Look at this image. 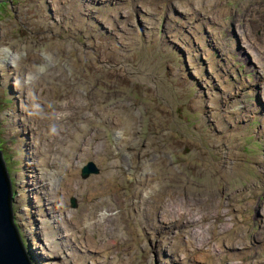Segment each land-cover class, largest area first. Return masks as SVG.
Returning a JSON list of instances; mask_svg holds the SVG:
<instances>
[{
    "label": "rangeland",
    "instance_id": "obj_1",
    "mask_svg": "<svg viewBox=\"0 0 264 264\" xmlns=\"http://www.w3.org/2000/svg\"><path fill=\"white\" fill-rule=\"evenodd\" d=\"M202 2L1 3V148L33 264H264V0Z\"/></svg>",
    "mask_w": 264,
    "mask_h": 264
},
{
    "label": "water",
    "instance_id": "obj_2",
    "mask_svg": "<svg viewBox=\"0 0 264 264\" xmlns=\"http://www.w3.org/2000/svg\"><path fill=\"white\" fill-rule=\"evenodd\" d=\"M2 1L0 0V4ZM99 173L100 168L91 161L82 169L81 177L87 179L92 174ZM13 200V181L4 151L1 149L0 137V264H33L15 222ZM71 203L74 209L78 208V203L74 198Z\"/></svg>",
    "mask_w": 264,
    "mask_h": 264
},
{
    "label": "bare ground",
    "instance_id": "obj_3",
    "mask_svg": "<svg viewBox=\"0 0 264 264\" xmlns=\"http://www.w3.org/2000/svg\"><path fill=\"white\" fill-rule=\"evenodd\" d=\"M73 1V0H72ZM203 2H204V0H202ZM213 1V0H212ZM3 2V1H2ZM69 2V1H68ZM77 2V1H76ZM198 2V1H197ZM202 2V3H203ZM89 3H91V2H89ZM208 3V2H207ZM216 3V2H215ZM116 4H117V2H116ZM209 4V3H208ZM213 4H214V2H213ZM212 4V5H213ZM1 5V4H0ZM60 5V4H59ZM82 5V4H81ZM91 5V4H90ZM199 5V4H198ZM203 5V4H202ZM206 5V4H205ZM215 5V4H214ZM63 6H64V4H63ZM62 6V7H63ZM77 6V5H76ZM79 6V5H78ZM204 6V5H203ZM65 7V6H64ZM208 8L210 7V6H207ZM70 8V7H69ZM77 8V7H76ZM79 8V7H78ZM85 8V7H84ZM84 8H83V10H84ZM201 8V7H200ZM206 8V7H205ZM211 8H212V6H211ZM211 8H209V9H211ZM82 9V8H81ZM208 9V10H209ZM79 10V9H78ZM83 10H81V11H83ZM95 10V9H94ZM120 11V10H119ZM216 11V10H215ZM218 11H219V9H218ZM87 12V11H86ZM99 12H102V11H99ZM222 12V11H221ZM226 12V11H225ZM79 13H84V12H79ZM88 13V12H87ZM86 13V14H87ZM107 13V12H106ZM212 13V12H211ZM217 13V12H216ZM109 14V13H108ZM218 14V13H217ZM89 15V14H88ZM84 16V15H83ZM92 17H93V14H92ZM86 18V17H85ZM106 18V17H105ZM108 18V17H107ZM110 18V17H109ZM112 18V17H111ZM89 19H91V18H89ZM97 19V18H96ZM100 19H102V18H100ZM104 19V18H103ZM102 19V20H103ZM115 19V18H114ZM215 19V18H214ZM214 19H212V20H214ZM216 20V19H215ZM218 20V19H217ZM87 21H90V20H87ZM93 21V20H92ZM97 21V20H96ZM176 21V20H175ZM174 21V22H175ZM104 22V21H103ZM107 22H109V21H107ZM85 23V22H84ZM91 23V22H90ZM100 23V22H99ZM114 23H115V20H114ZM120 23H123V20H122V22H120ZM189 23H191V22H189ZM88 24V23H87ZM106 24H108V23H106ZM110 24V23H109ZM117 24V23H116ZM93 25V24H92ZM95 25V24H94ZM104 25V24H103ZM112 25V24H111ZM126 25V24H125ZM89 26V25H88ZM97 26H98V24H97ZM114 27H115V25H113ZM123 26V25H122ZM104 27V26H103ZM117 27V26H116ZM119 27V26H118ZM117 27V28H118ZM84 28H85V26H84ZM88 28V27H87ZM116 28V29H117ZM95 29H96V27H95ZM110 29H112V27L110 28ZM124 29V28H123ZM85 30H86V28H85ZM88 30V29H87ZM93 30V29H92ZM97 30V29H96ZM122 30V29H121ZM82 31V30H81ZM80 31V32H81ZM111 31V30H110ZM84 32V31H83ZM95 32V31H94ZM97 32V31H96ZM115 32H116V30H115ZM125 32H126V30H125ZM82 33V32H81ZM94 34V33H93ZM115 34V33H114ZM95 36V35H94ZM98 37V36H97ZM99 38V37H98ZM91 39V38H90ZM127 39H128V37H127ZM92 40V39H91ZM204 57V56H203ZM205 58V57H204ZM26 66V65H25ZM24 66V67H25ZM11 67V66H10ZM26 68V67H25ZM51 68V67H50ZM29 69V68H28ZM28 69H24V68H22V72H24L25 73V75H26V79H22V80H25V81H23V84L22 85H24L26 88H27V92H29V94H31L32 96H34L33 94H32V92H31V90H32V85H33V83L34 82H36V80H37V76H36V73H34L32 70L31 71H28ZM52 70H54L53 69V67L51 68ZM50 69V70H51ZM180 70H181V68H180ZM53 72V71H52ZM180 72V71H179ZM179 74H181V73H179ZM23 75V74H22ZM185 76H186V74H184ZM194 76V75H193ZM20 77V76H19ZM21 78V77H20ZM11 81H13V80H11ZM16 82V81H15ZM21 82V81H20ZM192 82V81H191ZM89 83V82H88ZM194 83H196V82H194ZM90 84V83H89ZM89 84H88V86H89ZM187 84H189V83H187ZM186 84V85H187ZM12 86H13V88L16 90V91H18L19 92V90H21V89H19L18 88V86L16 85V83H14L13 84V82H12V84H11ZM15 85V86H14ZM159 85V84H158ZM184 85V84H183ZM193 85V84H192ZM193 86H195V85H193ZM20 87H22L21 86V84H20ZM91 87V86H90ZM89 87V88H90ZM160 87V86H159ZM192 87V86H191ZM35 88V87H34ZM161 89V88H160ZM165 89V88H164ZM188 89H192V88H188ZM195 89V88H194ZM198 89V88H197ZM185 90V89H184ZM193 90V89H192ZM186 91H187V89H186ZM188 91H191V90H188ZM195 91H197V90H195ZM164 92V91H163ZM180 92V91H179ZM182 92V91H181ZM18 94V93H17ZM19 94H22L23 95V101H22V104H24V105H27L28 107H31V106H33V101L31 100L32 99V97H31V99H30V95L28 94V93H26V91L23 89V90H21V92H19ZM25 94H27V97H26V95ZM189 94V93H188ZM187 94V95H188ZM191 95L192 94H194V92L192 93H190ZM202 94V93H201ZM181 96V95H180ZM198 96V95H197ZM8 98L10 97V96H7ZM16 97V96H15ZM19 97V96H18ZM17 97V98H18ZM192 97V96H191ZM21 98V100H22V96L20 97ZM187 98V97H186ZM194 98V97H193ZM6 99V98H5ZM185 99V98H184ZM191 99V98H190ZM12 100V99H11ZM187 100H189V98L187 99ZM198 100V99H197ZM35 101V100H34ZM85 101V100H84ZM87 101V100H86ZM91 101V100H90ZM93 101V100H92ZM9 102H10V100H9ZM20 102V101H19ZM97 102V101H96ZM184 102V101H183ZM187 102H189V101H187ZM186 102V103H187ZM194 102V101H193ZM192 102V103H193ZM196 102V101H195ZM247 102V101H246ZM36 102H34V104H35ZM10 104V103H9ZM97 104V103H96ZM182 104V103H181ZM185 104V103H184ZM190 104V103H189ZM16 105V104H15ZM245 105H247V104H245ZM19 106V105H18ZM11 107V106H10ZM20 107V106H19ZM18 107V108H19ZM243 107V106H242ZM3 108V107H2ZM21 109H22V111L23 110H25L24 109V107H20ZM247 108V107H246ZM4 109V108H3ZM9 109V108H8ZM34 109V108H33ZM36 109V108H35ZM5 110V109H4ZM30 110V109H29ZM246 110V109H245ZM28 111V110H27ZM8 112H10V111H8ZM31 112V111H30ZM245 112V111H244ZM10 114V113H9ZM17 114V113H16ZM15 114V115H16ZM22 114V113H21ZM244 114V113H243ZM24 115V117L26 118V120L27 121H30V123L31 122H33L34 121V119H35V124L37 125V121H36V114L35 115H33V114H31V113H25V114H23ZM19 116V115H18ZM196 116V115H195ZM22 117V116H21ZM129 118H130V115H129ZM12 119V118H11ZM131 119V118H130ZM140 119V118H139ZM202 120V119H201ZM11 121V120H10ZM9 121V122H10ZM20 121V120H19ZM24 121V120H23ZM127 121H129L128 119H127ZM132 121V120H131ZM130 121V122H131ZM197 121H199V120H197ZM8 122V123H9ZM41 122V121H40ZM11 123H13L14 125H16V121H15V119H14V121H11ZM7 124V123H6ZM12 124V125H13ZM203 124H204V122H203ZM23 125V124H22ZM19 127V126H18ZM36 127V126H35ZM35 127H31V129H30V131H31V133H34L35 134V132H34V130L35 129H37V128H35ZM39 127H41V126H39ZM38 127V128H39ZM9 128V127H8ZM3 132V131H2ZM11 132V131H10ZM18 132V131H17ZM26 132H28V131H26ZM17 134V133H16ZM19 134V133H18ZM24 135H26V133L24 134ZM33 135V134H32ZM36 135V134H35ZM7 136V135H6ZM34 136V135H33ZM123 136V135H122ZM12 137V136H11ZM20 137V136H19ZM26 137H27V135H26ZM15 138V137H14ZM16 138H18V137H16ZM23 138V137H22ZM44 139V138H43ZM14 140V139H13ZM23 140V139H22ZM27 140V139H26ZM28 140H32V138L31 139H28ZM123 140H124V138H123ZM8 141V140H7ZM11 141V140H10ZM16 141V140H15ZM24 141V140H23ZM34 141H35V144L34 145H36V147H39L40 148V144H41V142H37V140H36V138L34 139ZM28 142V141H27ZM31 142V141H30ZM28 143V148H32V146H33V142L32 143ZM44 142V141H43ZM13 143V142H12ZM21 143V142H20ZM24 143V142H23ZM17 144V143H16ZM25 144V143H24ZM46 144H47V141H46ZM18 145V144H17ZM42 145V144H41ZM25 146H26V144H25ZM12 147H14V146H12ZM22 147V146H21ZM27 147V146H26ZM23 148V147H22ZM42 148V147H41ZM41 148H40V150H41ZM2 149V148H1ZM16 149V148H15ZM20 150V149H19ZM28 150V149H27ZM16 151V150H15ZM42 151H44V150H42ZM20 152V151H19ZM15 153V152H14ZM43 153V152H42ZM8 154V153H7ZM19 154V153H18ZM22 154H24V153H22ZM13 155V153L11 154V156ZM38 155V154H37ZM41 155V154H40ZM10 156V155H9ZM10 156V157H11ZM16 156V155H15ZM18 156V155H17ZM16 156V157H17ZM79 156H80V154H79ZM27 157H28V159H29V163H27L28 162V159L27 158H25L26 160L23 162V168L24 169H22V172H21V174L22 175H25L27 172V170H26V167L27 166H29L28 168H30L31 169V171H29L30 172V175H29V177L28 178H30V182H29V186H31L33 189H32V191L34 190V191H37V193L38 192H42V193H48V186H45V183L44 182H47L46 181V176H47V172H44V170L46 171V169H40V166H41V161H40V159H39V161L40 162H38V163H35V162H33V157H32V153H28V155H27ZM41 157V156H40ZM14 158V157H13ZM46 158V157H45ZM15 159H17V158H15ZM52 159V158H51ZM56 159V158H55ZM11 161V160H10ZM13 161V160H12ZM22 161V160H21ZM38 161V160H37ZM15 162V161H14ZM13 162V163H14ZM51 162V161H50ZM58 162V161H57ZM91 162V161H90ZM12 163V162H11ZM17 163V162H16ZM22 163V162H21ZM53 163V162H52ZM69 163V162H68ZM55 164V163H54ZM59 164V163H58ZM57 164V165H58ZM61 164V163H60ZM66 164V163H65ZM87 164V163H86ZM85 164V165H86ZM84 165V166H85ZM10 166V165H9ZM21 166V165H20ZM72 165H70V167H71ZM84 166L82 167V169L84 168ZM17 167V166H16ZM15 167V168H16ZM64 167V166H63ZM69 167V168H70ZM72 168V167H71ZM63 169H65V168H63ZM82 169H81V172H82ZM10 170V169H9ZM43 170V171H42ZM68 170V169H67ZM70 170V169H69ZM73 170V169H72ZM14 172V171H13ZM16 172V171H15ZM19 172V171H18ZM66 172V171H65ZM70 172V171H69ZM13 174V173H12ZM15 174V173H14ZM93 175H98V174H92L91 176H93ZM51 176V175H50ZM90 176V177H91ZM17 177V176H16ZM48 177V176H47ZM89 177V178H90ZM180 177H182V176H180V175H178L177 176V178H180ZM27 178V179H28ZM50 178V177H49ZM82 178V177H81ZM89 178H87V179H89ZM171 178V177H170ZM176 178V179H177ZM20 179H21V176H20ZM26 179V178H25ZM83 179V178H82ZM87 179H83V180H87ZM175 179V180H176ZM173 180V179H172ZM13 181V180H12ZM32 181V182H31ZM19 182V181H18ZM28 182V181H27ZM27 182H24V183H27ZM53 182V181H52ZM47 183H49V182H47ZM208 184H209V182H208ZM208 184L206 183V185L208 186ZM215 184V183H214ZM27 185V184H26ZM57 185V184H56ZM60 186V185H59ZM211 186V185H210ZM22 187V186H21ZM61 187V186H60ZM213 187H215V186H213ZM27 188V191H30L29 189H28V186L26 187ZM57 188V187H56ZM59 188V187H58ZM191 189V188H190ZM206 190H207V188H205ZM209 189H211V187L209 188ZM212 189H214V188H212ZM205 190V191H206ZM17 191V190H16ZM24 191V190H23ZM46 191V192H45ZM189 191V190H188ZM211 191V190H210ZM20 193V192H19ZM189 193H191V192H189ZM18 194V193H17ZM30 194V193H29ZM48 194H50V193H48ZM22 195V194H21ZM32 195V194H31ZM29 196V195H28ZM52 196V195H51ZM116 196V195H115ZM213 196H215V195H213ZM40 198V197H39ZM117 198V197H116ZM24 199V198H23ZM28 199V198H27ZM34 199V198H33ZM38 199V198H37ZM45 199V198H44ZM180 199V197L179 198H177V200H179ZM26 200V199H25ZM43 200V199H42ZM29 201V200H28ZM31 201V200H30ZM35 201V200H34ZM37 201V200H36ZM36 201H35V203H36ZM168 201H171V200H169L168 199ZM21 202V201H20ZM116 202V201H115ZM157 202V201H156ZM167 202V201H166ZM22 203V202H21ZM26 203V202H25ZM24 203V204H25ZM32 203V202H31ZM40 203V202H39ZM42 203H44V202H42ZM41 203V204H42ZM155 203V202H154ZM170 203V202H169ZM46 204H47V202H46ZM168 204V203H167ZM27 205V204H26ZM24 206V205H23ZM35 206V205H34ZM41 206V205H40ZM19 207H21V205L19 206ZM33 207V206H32ZM43 207V206H42ZM44 207H46V206H44ZM24 208V207H23ZM38 208V207H37ZM155 208V207H154ZM164 208V207H163ZM41 209V208H40ZM153 209V208H152ZM158 209V208H157ZM166 209V208H165ZM183 209V208H182ZM21 210V209H20ZM26 210V209H25ZM167 210V209H166ZM173 210H174V208H173ZM192 210V209H191ZM35 211V210H34ZM42 211V210H41ZM44 211V210H43ZM152 212H153V210H151ZM183 211V210H182ZM190 211V210H189ZM27 212V211H26ZM103 212H107V209L106 210H104ZM162 212V211H161ZM195 212V211H194ZM23 213V212H22ZM187 213V212H186ZM193 213V212H192ZM264 213V212H263ZM41 214H43V213H41ZM107 214H109L108 212H107ZM189 214V213H188ZM197 214V213H196ZM27 215V214H26ZM36 215H37V213H36ZM164 215H165V213H164ZM187 215V214H186ZM263 215V214H262ZM16 216V215H15ZM45 216V215H44ZM105 216H106V214H105ZM104 216V217H105ZM199 216V215H198ZM264 216V215H263ZM22 217V216H21ZM107 217H109V216H107ZM107 217H105V218H107ZM188 217V216H187ZM193 217V216H192ZM44 218V217H43ZM189 218V217H188ZM18 219V218H17ZM24 219H25V216H24ZM30 219V218H29ZM41 219V218H40ZM190 219V218H189ZM23 220V219H22ZM43 220H45V219H43ZM42 220V221H43ZM198 220V219H197ZM35 221V220H34ZM33 221V222H34ZM40 221V220H39ZM47 221V220H46ZM45 222V221H44ZM190 222V221H189ZM193 222V221H192ZM39 223H41V222H39ZM47 223V222H46ZM29 224V223H28ZM28 224H26V225H28ZM33 224H35V223H33ZM32 224V225H33ZM49 224V223H48ZM46 225V224H45ZM36 226V225H35ZM34 227V226H33ZM48 227V226H47ZM36 229V228H35ZM53 230V229H52ZM37 232V231H36ZM34 233V232H33ZM38 233V232H37ZM50 233V232H49ZM36 234V233H35ZM38 235V234H37ZM39 238V237H38ZM71 238V237H70ZM68 241V240H67ZM74 241V240H73ZM32 242V241H31ZM75 242V241H74ZM73 243V242H72ZM41 245V244H40ZM63 245H66V244H64L63 243ZM72 245V244H71ZM37 246V245H36ZM36 246H34V247H36ZM67 246V245H66ZM41 247H43V245L41 246ZM62 247V246H61ZM30 249V248H29ZM166 249V248H165ZM28 250V249H27ZM44 250V249H43ZM64 250V249H63ZM67 250V249H66ZM39 251H41V250H39ZM167 251V250H166ZM47 252V251H46ZM30 253V252H29ZM36 253V252H35ZM40 253V252H39ZM233 253H235V252H233ZM31 254V256H32V253H30ZM38 254V253H37ZM42 254V253H41ZM66 254V253H65ZM68 254L70 255V253L68 252ZM75 254V253H74ZM34 255V254H33ZM54 255V254H53ZM55 255L58 257V255H57V252L55 253ZM54 255V256H55ZM72 255V254H71ZM171 255V254H170ZM176 255V254H175ZM236 254H234V256H235ZM61 256V255H60ZM38 257V256H37ZM48 257H50V256H48ZM62 257V256H61ZM60 257V258H61ZM70 257H72V256H70ZM74 257V256H73ZM230 258V257H229ZM35 259H36V257H35ZM163 259V258H162ZM37 260V259H36ZM73 260V259H72ZM161 260V259H160ZM62 261H64V260H62ZM75 261V260H74ZM73 261V262H74ZM89 261V260H88ZM46 262V261H45ZM53 263V262H52ZM63 263H67L66 261L65 262H62V264ZM69 263V262H68ZM35 264V263H34ZM166 264V263H165ZM168 264V263H167ZM181 264V263H180Z\"/></svg>",
    "mask_w": 264,
    "mask_h": 264
}]
</instances>
